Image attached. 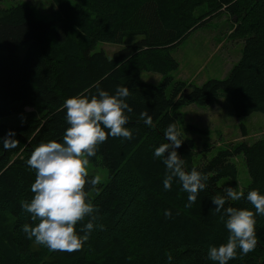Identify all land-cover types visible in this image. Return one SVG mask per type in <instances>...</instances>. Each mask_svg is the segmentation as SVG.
Instances as JSON below:
<instances>
[{
    "label": "trees",
    "instance_id": "1",
    "mask_svg": "<svg viewBox=\"0 0 264 264\" xmlns=\"http://www.w3.org/2000/svg\"><path fill=\"white\" fill-rule=\"evenodd\" d=\"M52 19H38L29 5L0 7V117L26 107L44 109L41 119L18 126L0 125V264H217L208 259L209 246L226 243L229 233L215 213L212 198L224 195L222 178L235 180L234 158L243 156L250 184L240 201L227 206L255 212L247 193L264 195V136L252 143L241 141L220 150L202 164L194 163L193 140L180 132L183 112L178 106L208 105L225 91L238 117L264 113V0H53ZM202 5L206 11L197 15ZM227 13L235 20L231 35L243 41L241 57L224 78L202 84L174 80L179 62L172 54L211 17ZM141 36L108 57L93 52L98 42L120 44ZM27 45L22 60L15 53ZM162 74L159 86L142 80V72ZM96 85L114 95L127 87L132 112L125 125L132 140L113 138L98 147L89 161L108 169L109 182L93 188L88 199L97 209L94 228L82 250L71 254L49 251L27 238L25 223L35 226L22 201L33 198L35 170L27 165L41 143L63 142L66 122L64 101L73 96L97 94ZM173 85L168 94L167 89ZM147 110L152 125L140 119ZM175 123L183 143L177 149L184 169L206 174V188L191 207L188 193L174 180L164 188L166 166L154 157L161 144L169 143L164 131ZM107 132V129H105ZM14 133L18 146L6 150L3 139ZM246 133L244 134V136ZM206 157V156H205ZM94 175H89L91 179ZM95 190L92 196L91 192ZM171 210V217L164 215ZM91 217L76 226L77 233ZM257 246L228 264H264V216H256ZM171 256V260H169Z\"/></svg>",
    "mask_w": 264,
    "mask_h": 264
},
{
    "label": "clouds",
    "instance_id": "2",
    "mask_svg": "<svg viewBox=\"0 0 264 264\" xmlns=\"http://www.w3.org/2000/svg\"><path fill=\"white\" fill-rule=\"evenodd\" d=\"M97 94L79 95L64 101L62 109L66 110V122L69 125L63 134V142L55 140L41 143L37 146L27 165L35 170V180L31 184L34 194L30 202L22 201L23 211L30 214L35 226L25 223L23 232L27 238L37 245L48 248L49 251L73 253L82 250L94 228L103 230V225H95L94 213L97 209L88 199L85 190L87 184L93 188L101 183V176L95 175L90 180L89 158L94 157L98 147L105 143L109 136L132 140L133 133L125 125L129 117L126 113L132 108L126 102L131 95L127 87L118 86L115 94L96 85ZM140 119L146 125H152V117L147 110L140 113ZM107 129V132L105 131ZM14 133L3 139V146L11 150L18 146L19 141L12 139ZM169 143L161 144L154 151V157L162 159L166 166L163 181L166 191H170L172 183L177 180L182 190L188 193L186 207L196 203L200 191L206 188L208 177L193 168L186 171L184 161L177 152L181 147L180 133L175 123H170L165 131ZM224 195H215L211 203L215 213H221L220 219L225 223L229 233L226 243L209 246L208 259L217 264H228L237 258V250L242 255L255 250L257 246L256 216H264V195L258 190L247 193V201L255 212L246 208L227 206L228 201H240L245 193L231 186L225 188ZM164 215L171 217V210H165ZM85 217L91 219L77 233L76 226ZM171 260V256H169Z\"/></svg>",
    "mask_w": 264,
    "mask_h": 264
},
{
    "label": "rangeland",
    "instance_id": "3",
    "mask_svg": "<svg viewBox=\"0 0 264 264\" xmlns=\"http://www.w3.org/2000/svg\"><path fill=\"white\" fill-rule=\"evenodd\" d=\"M19 4L29 5L38 19L47 20L55 16L56 6L53 0H0L1 8ZM206 10L207 6L202 5L197 9L196 14H202V11ZM234 27V18L227 13H221L217 17L208 19L205 25L173 49L172 54L176 55L180 61L178 69L171 73L174 80L193 76V79L196 77L197 79L192 83L202 84L205 80L207 81L208 76H214L215 71L219 74L226 73L229 66L241 57L244 44L243 41L231 35ZM140 39L141 36H130L120 44L98 42L93 52L104 51L108 57H112L116 51ZM208 39L211 40L210 45H207ZM26 50L27 45L20 46L15 53L16 59L22 60ZM199 69L201 70L198 71ZM225 73L214 78H224L227 76ZM162 78V74L157 72H142L143 81L157 86L161 84ZM172 88L173 85L168 87V94ZM177 109L181 110L184 115L183 122L180 123V132L185 139L193 140L195 143L194 163L196 165L212 159L220 150L231 145H236L241 141L252 143L264 136V113L255 112L248 116H236L225 91H222L219 97L213 98L208 105L193 103L178 106ZM45 113L44 109L26 107L20 113L0 117V125H22L31 119H41ZM234 162L238 168L237 178L235 180L222 178L220 185L224 188L231 186L239 191L250 184V177L242 155L235 157ZM87 167L89 175L101 176L102 184L109 182V172L106 167L92 162H89ZM94 194L95 190L91 192L92 196Z\"/></svg>",
    "mask_w": 264,
    "mask_h": 264
},
{
    "label": "crops",
    "instance_id": "4",
    "mask_svg": "<svg viewBox=\"0 0 264 264\" xmlns=\"http://www.w3.org/2000/svg\"><path fill=\"white\" fill-rule=\"evenodd\" d=\"M198 29H200V28H198ZM198 29H197V30H198ZM195 31H196V30H195ZM192 33H193V32H192ZM229 33H230V32H229ZM210 43H211V40L208 39V40H207V45H210ZM174 56H175V58L178 60V58L176 57V55H174ZM210 56H211V55H210ZM209 59H211V58H209ZM238 60H239V58L236 60V62H237ZM178 61H179V60H178ZM179 63H180V61H179ZM234 64H235V63H234ZM234 64H231V65L229 66V68L227 69L226 73H225V72H221V74H219L218 71H217V72L215 71V72H214V76H208L207 74H206V76H208V77H209L208 79H210L211 77L214 78V77H216L217 75H222V74H224V73H225V74H228L229 71H230V69L233 67ZM180 67H181V66H180ZM200 70H201V69H199L198 71H200ZM178 71H179V70H178ZM201 72H202V71H201ZM178 79H179V78H178ZM196 79H197V77H196ZM196 79H193V76H188V77H186L185 79H183V78L181 79V78H180L179 80H185V81H188V82H189V81H190V82H195ZM208 79H207V80H208ZM194 80H195V81H194ZM205 81H206V80H205ZM205 81H204V82H205ZM197 84H198V83H197Z\"/></svg>",
    "mask_w": 264,
    "mask_h": 264
}]
</instances>
